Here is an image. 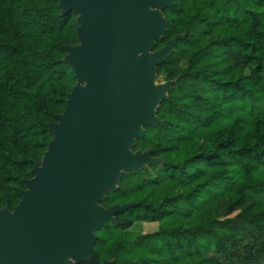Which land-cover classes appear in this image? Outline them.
Returning a JSON list of instances; mask_svg holds the SVG:
<instances>
[{
	"label": "trees",
	"instance_id": "obj_1",
	"mask_svg": "<svg viewBox=\"0 0 264 264\" xmlns=\"http://www.w3.org/2000/svg\"><path fill=\"white\" fill-rule=\"evenodd\" d=\"M152 50L177 36L155 74L168 82L131 151L153 160L119 175L96 205L115 212L74 264H264V0H169ZM59 0H0V209L40 166L78 45ZM155 224L125 236L133 223Z\"/></svg>",
	"mask_w": 264,
	"mask_h": 264
},
{
	"label": "water",
	"instance_id": "obj_2",
	"mask_svg": "<svg viewBox=\"0 0 264 264\" xmlns=\"http://www.w3.org/2000/svg\"><path fill=\"white\" fill-rule=\"evenodd\" d=\"M168 4L59 0L63 11L78 14L79 43L64 57L77 83L58 121L48 127L52 139L20 200L11 211L0 209V264H58L66 254L74 263L86 259L93 230L129 206L103 209L96 200L115 187L118 168L137 170L142 159L132 157L126 146L142 134L139 123L157 122L154 108L162 97L148 88L155 66L178 38L152 50L164 29L160 10ZM86 75L87 84L78 87Z\"/></svg>",
	"mask_w": 264,
	"mask_h": 264
},
{
	"label": "rangeland",
	"instance_id": "obj_3",
	"mask_svg": "<svg viewBox=\"0 0 264 264\" xmlns=\"http://www.w3.org/2000/svg\"><path fill=\"white\" fill-rule=\"evenodd\" d=\"M147 6L150 10H155L156 8L153 5H150L147 3ZM81 44V43H80ZM151 53V51H149ZM89 75L84 76L83 78H81L78 81L77 86L78 87H83L84 85L87 84L88 79H89ZM167 85L168 83L163 80L161 75H156L154 74L150 80V84H149V88H148V92H154L158 98H161L165 95L166 93V89H167ZM157 105V104H156ZM148 120H146V122L144 123H139L138 124V129L142 130L143 126L145 124H148ZM135 137L132 136L131 137V141L127 144L126 146V150L129 152V154L133 157L135 155H138L139 157H141L142 161L136 165L135 168H141L145 165L150 164L151 162H153V160H151L150 158L147 157L146 153L144 152H139V151H131L130 147L133 144ZM126 171H131V168H128ZM118 174L124 173L125 171L121 168H118L117 170ZM155 229V224H151V223H145V222H136L133 223L130 227H128L125 230V236L128 239H132L134 238L136 235L138 234H142V233H146V232H150L153 231ZM75 261L73 259L70 258V256L68 254L65 255V260L64 262H60L58 261V264H73Z\"/></svg>",
	"mask_w": 264,
	"mask_h": 264
}]
</instances>
